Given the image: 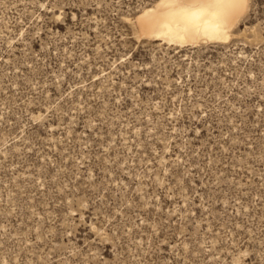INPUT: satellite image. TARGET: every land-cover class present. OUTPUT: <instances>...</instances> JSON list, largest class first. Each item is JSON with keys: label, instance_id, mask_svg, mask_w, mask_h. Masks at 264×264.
<instances>
[{"label": "rangeland", "instance_id": "1", "mask_svg": "<svg viewBox=\"0 0 264 264\" xmlns=\"http://www.w3.org/2000/svg\"><path fill=\"white\" fill-rule=\"evenodd\" d=\"M155 1L0 0V264H264V0L182 45Z\"/></svg>", "mask_w": 264, "mask_h": 264}, {"label": "bare ground", "instance_id": "2", "mask_svg": "<svg viewBox=\"0 0 264 264\" xmlns=\"http://www.w3.org/2000/svg\"><path fill=\"white\" fill-rule=\"evenodd\" d=\"M193 3L194 0L155 1L136 17L141 35L160 37L164 41L180 45L200 41L225 43L231 37L232 29L245 15L234 16L229 0H208L212 7L190 9L192 14L181 11L182 6Z\"/></svg>", "mask_w": 264, "mask_h": 264}, {"label": "snow or ice", "instance_id": "3", "mask_svg": "<svg viewBox=\"0 0 264 264\" xmlns=\"http://www.w3.org/2000/svg\"><path fill=\"white\" fill-rule=\"evenodd\" d=\"M230 7L233 9V15L239 17L240 15L246 14L247 10L250 6V0H229ZM212 7L208 0H194L193 4L182 6L181 11L187 14H192L189 12L190 9H198L203 10L205 8ZM257 36L259 39L264 40V17L261 18L259 31L257 32ZM250 253L248 252H240L238 254L233 255L229 264H247V261L244 259ZM164 264H167L165 261Z\"/></svg>", "mask_w": 264, "mask_h": 264}]
</instances>
